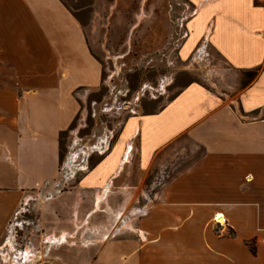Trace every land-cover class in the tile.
Masks as SVG:
<instances>
[{"label":"crops","instance_id":"obj_1","mask_svg":"<svg viewBox=\"0 0 264 264\" xmlns=\"http://www.w3.org/2000/svg\"><path fill=\"white\" fill-rule=\"evenodd\" d=\"M188 1L187 43L205 41L248 78L231 97L191 81L159 109L128 117L71 190L47 191L38 207L46 264H264V117H254L264 110V0ZM100 83L101 64L61 0H0V237L31 192L55 183L59 134L80 108L75 90ZM182 137L201 148L196 163L156 201L122 202ZM129 210L147 211L134 220L141 236L121 233Z\"/></svg>","mask_w":264,"mask_h":264},{"label":"rangeland","instance_id":"obj_2","mask_svg":"<svg viewBox=\"0 0 264 264\" xmlns=\"http://www.w3.org/2000/svg\"><path fill=\"white\" fill-rule=\"evenodd\" d=\"M62 1L80 21L89 50L101 64V83L95 88L75 90L80 108L59 135V175L52 188L39 194L31 192L21 202L0 237V264H38L46 245L39 228L38 207L48 200L47 191L71 190L115 143L128 117L159 109L191 81L213 89L219 85V96L224 93L231 97L236 79L240 78L242 87L248 78V73L231 69L205 41L187 43L186 22L195 11L188 0ZM233 104L237 105L235 99ZM254 115L264 117V110ZM201 154V148L182 137L156 157L143 178V190L122 195L121 201H156L163 183L196 163ZM89 201L94 208L95 203ZM146 212L129 210L124 216L127 223H121V233L141 236L134 220L136 214L139 217ZM115 216L109 211L103 219L109 223L115 221ZM58 243L49 240L48 244L53 247ZM249 245L253 249V242Z\"/></svg>","mask_w":264,"mask_h":264},{"label":"trees","instance_id":"obj_3","mask_svg":"<svg viewBox=\"0 0 264 264\" xmlns=\"http://www.w3.org/2000/svg\"><path fill=\"white\" fill-rule=\"evenodd\" d=\"M61 1H62V0H61ZM62 2H63V1H62ZM63 4H64L65 7L71 12V14H72L75 18H77L76 15H75V14H74V13H73V12L67 7V6H66V4H65L64 2H63ZM77 19H78V18H77ZM79 22H80V21H79ZM99 85H100V84H99ZM62 132H63V131H62ZM62 132H61V133H62ZM61 133H60V134H61ZM60 134H59V135H60ZM60 156H61V145H60V142H59V159H60ZM250 250L253 251V249H251V248H250ZM253 252H254V251H253Z\"/></svg>","mask_w":264,"mask_h":264},{"label":"built area","instance_id":"obj_4","mask_svg":"<svg viewBox=\"0 0 264 264\" xmlns=\"http://www.w3.org/2000/svg\"><path fill=\"white\" fill-rule=\"evenodd\" d=\"M53 241H58V242H62L63 241V238L62 237H59V236H56V238H54ZM38 264H46L42 259L38 261Z\"/></svg>","mask_w":264,"mask_h":264},{"label":"bare ground","instance_id":"obj_5","mask_svg":"<svg viewBox=\"0 0 264 264\" xmlns=\"http://www.w3.org/2000/svg\"><path fill=\"white\" fill-rule=\"evenodd\" d=\"M215 219L222 221L223 220L222 214L218 213L217 215H215Z\"/></svg>","mask_w":264,"mask_h":264}]
</instances>
